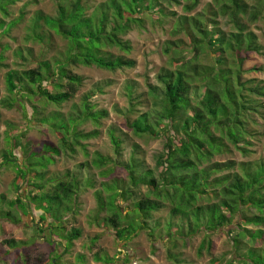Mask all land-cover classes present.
Segmentation results:
<instances>
[{
  "label": "trees",
  "instance_id": "trees-1",
  "mask_svg": "<svg viewBox=\"0 0 264 264\" xmlns=\"http://www.w3.org/2000/svg\"><path fill=\"white\" fill-rule=\"evenodd\" d=\"M161 1L169 0H104L87 12L85 0H55L57 10L53 16L42 10L34 12L25 40L46 45L57 35L65 39V47L56 58L38 59L34 68L8 69L4 73L6 96L0 104L5 109L19 105L28 124L26 129L36 120H48L51 116L46 127L59 143L41 142L28 148L29 143H21L26 129L17 132L7 122L0 169L12 170L11 185L16 196L0 195V219L16 225L22 222L20 216L29 215L33 235L28 240L7 237L0 241V261L13 254L10 264H61L62 253L71 251L74 241L82 235L80 228L66 226L68 216L79 213V197L91 188L96 202L91 223L109 229L124 247L141 229L152 236L151 232L160 225L158 221L148 226L152 214L168 205L169 219L164 228L172 247H177L176 240L199 233L203 238L197 253L201 254L212 247L211 233L232 226L225 231L234 255L226 264H264V160L210 162L212 156L230 152L231 146L246 155L255 133L251 125L257 116L264 117V103L259 101L264 97V81L242 77L250 54L260 55L263 51L257 33L249 26L264 12V0H212L207 4V12L193 15L184 13L194 11L198 0L183 4L184 12L180 15L166 10ZM17 2L21 0H0V36L9 35L23 21V12L8 18L11 5ZM141 15H150L155 21L171 17L170 32L178 37L165 42L163 52L170 54V60L155 74L158 85L147 82L143 102L147 99L150 107L132 120L131 114L143 102L141 94L134 95L133 82L125 84V127L136 137L146 134L165 139L163 151L155 160V165L162 167L157 178L152 170L140 167L134 154L127 161L98 152L90 156L86 143L99 135L102 119L109 117L106 109H96L91 100L93 89L68 114L57 110L46 114L35 103L59 107L76 94L82 77L69 66L94 65L113 71L136 65L134 59L126 57L131 45L124 36L133 25H141ZM220 15L228 18L232 31L218 27L215 18ZM181 35L187 38L186 43L179 38ZM185 45L191 58L181 54ZM9 46L0 44V66ZM114 48L118 53L110 51ZM22 54V49L14 50V55L24 59ZM202 54L209 61H201ZM252 69L264 71V66ZM20 101L29 102L33 111L29 118ZM87 122L94 127L86 131L82 126ZM107 137L114 153L119 154L123 141L115 127L107 130ZM12 148L21 149L24 159H17ZM131 148L133 152L139 150L136 143ZM77 149L84 155V162L74 170L47 176L49 167L55 165L62 152L73 154ZM118 167L124 170L125 179L112 176ZM140 186H145L147 192L135 196ZM121 202H130L129 209L125 211ZM101 213L105 215L99 217ZM177 218L181 224L176 222ZM36 237L54 247L52 256L30 255L24 250L35 248ZM96 239L89 241L92 259L116 264L114 256L93 251ZM167 254L172 260L177 259L170 248ZM85 259L84 254L75 256L77 264H85Z\"/></svg>",
  "mask_w": 264,
  "mask_h": 264
},
{
  "label": "rangeland",
  "instance_id": "rangeland-1",
  "mask_svg": "<svg viewBox=\"0 0 264 264\" xmlns=\"http://www.w3.org/2000/svg\"><path fill=\"white\" fill-rule=\"evenodd\" d=\"M104 0H85V4L89 6L87 12L92 11L97 3L103 2ZM191 0H169L167 2L161 1L166 10L177 11L178 15L184 12L183 4L189 3ZM249 3H254L256 0H246ZM212 0H198L197 7L192 12H186L184 14L193 15L196 12H207V4H210ZM36 10H42L45 14L53 16L56 13L57 5L55 0H21L14 5H11V15L8 18L15 17L21 12L24 13V19L21 23L17 24L11 29V32L7 36H0V44H9V48L4 53L5 61L0 66V99L6 96V85L4 84V73L10 68L31 69L37 63L40 58L53 59L59 56L65 47V39L61 36L54 35L51 38L50 44H44L40 41H27L25 36H28L29 31L27 30L30 25L31 17ZM216 11V9H215ZM209 15V14H208ZM7 18V19H8ZM141 25H133L128 33L124 36V39L128 40L131 45V50L126 54L129 59H134L136 65L131 68H118L113 71H107L99 69L94 65L82 66L74 65L69 66L70 69L82 77V86L76 92V94L67 101L60 104L59 107L53 105H42L40 102H35L38 106L43 107L46 114L57 110L62 111L65 114L74 111L73 105H79L83 96L87 91L94 90L91 100L96 104V109H106L109 111V117L102 119L101 126L99 127V135L92 137L87 141L86 146L92 156L93 152L101 153L102 155H108L111 158L121 159V161H127L129 157L134 154L135 159L140 162L143 168L152 170V174L157 178L158 173L162 170V167L155 165L157 155L162 153L165 139L159 137L158 139L150 138L148 135L143 134L140 137H136L132 134L129 128L125 127L124 118L127 115V98L125 96V87L127 82H133L135 85L134 95L141 94V100L145 97L147 90V82L150 85H158L155 79V74L159 68L166 67L169 64L170 54H165L163 49L167 39H174L177 36L172 35L170 28L172 27V18L167 17L160 21H155L150 15H141ZM218 27L225 31L233 30V26L227 17L220 15L215 18ZM259 37V43L263 46L262 54L257 55L253 52L245 62L243 67L244 72L242 77L247 78L254 77L257 80L264 81V71L253 70L252 67L264 66V12L260 15L259 19L251 23L249 26ZM1 35V31H0ZM186 43V37L184 35L179 38ZM23 50V58H18L14 55L15 49ZM188 45L182 49L186 58H191L190 50H187ZM112 53H118L117 49H110ZM200 60L203 62L209 61L207 55L202 54ZM203 92L204 88H199ZM144 96V97H143ZM25 101V100H24ZM259 101L264 103V97L260 98ZM21 102V101H20ZM25 105L27 111V117L29 118L33 111L29 102H21ZM150 107L147 99L146 102L141 103L137 106L136 113L131 114L130 120L135 118L140 112H144ZM264 112V109H263ZM25 114L21 111L19 105L15 104L12 108H3L0 104V151L6 149L4 132L8 128L7 122L11 123L17 132H21L28 125L25 122ZM50 118L44 120L40 118L36 122L31 123L25 130L21 143H29L28 148L37 147L39 143L49 142L56 145L59 143L53 132L46 126L50 123ZM48 121V122H47ZM151 123L155 125L152 119ZM255 129L254 136L251 137V143L248 145L249 151L246 155L240 153L235 147L231 146L230 152L226 151L220 153V155H214L211 157L210 162H220L225 160H233L235 162H246L250 161H261L264 160V117L261 115L256 117V121L251 125ZM84 130L92 129L94 125L87 122L82 126ZM115 127L116 134L122 138L123 144H121V150L119 154H115L113 147L111 146L110 139L107 137V130ZM134 143L138 144L139 150L133 152L131 145ZM240 145H243L241 143ZM13 154L19 160H23L25 155L19 148H12ZM89 156V157H90ZM87 159V158H86ZM85 157L81 153L80 149H77L75 153L70 154L62 152L58 157L55 165L50 166L48 169L47 176L50 177L54 174H60L67 169L74 170L77 168L80 162H84ZM237 170V168H236ZM88 171L84 173L86 175ZM14 174L10 168L0 169V195H4L5 198H13L16 196V191L11 185V180ZM112 176H118L123 179L126 178V174L123 169L118 167L114 171ZM135 196L140 193H145V186H140L136 190ZM80 213L79 215L68 216L67 225L68 227L80 228L82 235L78 240L74 241V248L69 252H63L60 257L59 263L61 264H77L75 256L77 253H83L85 255V262L87 264H103L102 262H95L90 259V238L97 237L94 252H102L108 257H115L116 264H226V261L233 257L234 249L231 245L229 236L225 230L232 228L225 227L213 232L209 235L211 242L210 250H203L201 254L197 253L199 244L203 238L202 234L195 233L191 237L185 239L176 240L177 247H172L171 239L167 238L164 226L167 224L169 219V206L166 205L159 211L152 214L151 220L148 223L149 227H152L156 222H160L159 228L154 229L151 232L152 236H148L146 229H141L137 236L133 237L127 242V246L124 247L116 239L114 233L110 232L109 229H101L91 223L92 217L90 215L96 208V202L94 199V191L89 188L79 197ZM120 205L126 211L129 209L130 202H121ZM35 214L37 211L33 210ZM101 213L99 217L104 216ZM22 222L14 225L11 221L4 222L0 219V241L7 237H13L15 240H28L33 235V230L29 222L31 217L28 215L20 216ZM101 222V221H100ZM178 224H181L180 219H176ZM125 248V249H124ZM169 248L171 253L176 256V260L168 257ZM54 247L49 246L43 240L36 237L35 248L24 250L30 255L37 253H44L47 256L53 255ZM61 250V249H60ZM90 254V255H89ZM13 261V254L6 256V259L0 261V264H10Z\"/></svg>",
  "mask_w": 264,
  "mask_h": 264
},
{
  "label": "crops",
  "instance_id": "crops-1",
  "mask_svg": "<svg viewBox=\"0 0 264 264\" xmlns=\"http://www.w3.org/2000/svg\"><path fill=\"white\" fill-rule=\"evenodd\" d=\"M79 213H80V211H79ZM79 213H78L77 215H79ZM77 215H76V216H77ZM80 254H83V253H80ZM89 255H90V254H89ZM90 257H91L90 259H92V255H90ZM92 260H93V259H92ZM93 261H94V260H93ZM95 262H96V261H95ZM102 263H103V262H102ZM85 264H87V263L85 262ZM89 264H91V263H89ZM103 264H104V263H103Z\"/></svg>",
  "mask_w": 264,
  "mask_h": 264
}]
</instances>
